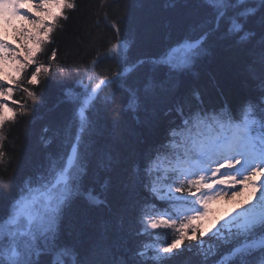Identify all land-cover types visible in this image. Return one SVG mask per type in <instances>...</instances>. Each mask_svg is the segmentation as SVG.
I'll return each instance as SVG.
<instances>
[{"label": "snow or ice", "instance_id": "1", "mask_svg": "<svg viewBox=\"0 0 264 264\" xmlns=\"http://www.w3.org/2000/svg\"><path fill=\"white\" fill-rule=\"evenodd\" d=\"M77 8L76 0H0L3 171L6 159L7 166L12 159L6 133L40 100L34 89L52 78L54 68L64 79L73 78L57 64L56 50L46 60L40 57L63 27L61 21ZM198 16L191 32L151 61L153 68L182 71L222 34L244 58L247 94L238 105L222 106L218 112L189 100L187 118L179 132L172 130L169 145L147 154L134 169L131 163H121L126 170L118 194L120 223L105 233L107 238L66 240L60 225L70 207L81 202L101 207L114 194L107 184L97 191L93 178L94 167H118L110 150L101 151L96 137L92 113L100 96L114 85L123 88L126 71L144 78L141 66L146 61L129 59V44L120 38L119 23L113 22L116 35L105 53L82 72L77 68L75 91L66 85L75 113L70 151L52 159L46 174L31 177L18 191L0 189V264H169L193 251L199 258L195 264H264V0H200ZM8 30L15 43L7 39ZM105 61L120 64V70L97 71ZM157 86L154 72L145 81V92ZM125 98L133 110L145 99L132 85ZM183 107L181 101V115ZM238 185L242 187L234 191ZM140 188L151 201L140 202ZM245 190L251 195L240 209L223 223L215 219L214 200ZM155 201L164 202L165 210L159 211ZM165 229L171 230V239L159 231Z\"/></svg>", "mask_w": 264, "mask_h": 264}, {"label": "trees", "instance_id": "2", "mask_svg": "<svg viewBox=\"0 0 264 264\" xmlns=\"http://www.w3.org/2000/svg\"><path fill=\"white\" fill-rule=\"evenodd\" d=\"M78 8L68 13L69 19L61 21L62 28L54 34L53 42L40 57L46 60L51 50L57 51V64L66 72H72L70 80L56 74L54 68L50 80L43 82L37 91L40 100L32 106L30 114L22 117L11 127L6 142L11 166L0 168V189L18 191L31 177H39L48 170L49 163L59 155L70 151V130L73 127L74 106L66 85L72 84L73 91L78 85L76 70L91 66L97 55H103L115 38L113 22L121 28L120 38L129 44L128 56L132 61L144 60L141 66L144 78H137L127 72L123 88L114 85L100 96L92 118L97 124L96 137L101 151L110 150L115 170L93 168L97 191H104L103 185L114 189L108 195L104 206H88L77 203L62 217L61 230L68 241L90 242L106 239L105 233L114 224L120 223L122 208L120 181L125 167L131 163L136 168L143 157L154 153L162 145L170 143L173 129L180 131L188 114V101L218 112L222 106L238 105L247 94L245 83V62L237 46L222 34L205 48L202 55L183 71L154 69L151 61L165 52L169 46L191 32L199 19L200 0H76ZM128 65H123L126 70ZM120 70L121 65L112 61L100 64L102 69ZM155 72L158 85L145 92V81ZM135 87L145 97L140 107L133 110L126 102L128 86ZM199 94V99L196 98ZM18 93L15 98H19ZM107 98V99H106ZM115 100L113 103L112 100ZM184 101L183 112L179 110ZM31 105V101H28ZM181 126V127H178ZM168 138V139H167ZM145 189H138L140 202L146 198ZM159 211L167 205L155 201ZM161 205H164L163 207ZM168 232L171 239V230ZM164 236H161V240ZM145 242H151L145 240ZM199 258L195 251L184 252L177 261L169 264H195Z\"/></svg>", "mask_w": 264, "mask_h": 264}, {"label": "rangeland", "instance_id": "3", "mask_svg": "<svg viewBox=\"0 0 264 264\" xmlns=\"http://www.w3.org/2000/svg\"><path fill=\"white\" fill-rule=\"evenodd\" d=\"M5 34L8 40L12 41L13 43L16 42L10 30H8ZM177 55L180 54L177 53ZM241 187L242 186L238 185L237 189L234 191H239ZM250 195V191L245 190L242 195H235L231 197L224 196L214 200L211 204V208L214 212L215 219H220L221 223H223V218H228L229 214H234V210L240 209L241 204L247 201L250 198ZM213 223H215V220L208 222L206 226L211 227ZM217 227H219V225H217Z\"/></svg>", "mask_w": 264, "mask_h": 264}, {"label": "bare ground", "instance_id": "4", "mask_svg": "<svg viewBox=\"0 0 264 264\" xmlns=\"http://www.w3.org/2000/svg\"><path fill=\"white\" fill-rule=\"evenodd\" d=\"M185 70V69H184ZM183 71V70H182Z\"/></svg>", "mask_w": 264, "mask_h": 264}]
</instances>
